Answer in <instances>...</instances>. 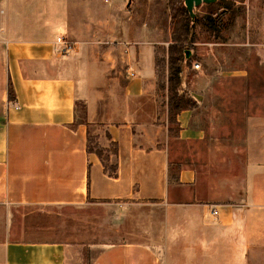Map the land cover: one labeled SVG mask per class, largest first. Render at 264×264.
I'll list each match as a JSON object with an SVG mask.
<instances>
[{
    "label": "crops",
    "instance_id": "obj_1",
    "mask_svg": "<svg viewBox=\"0 0 264 264\" xmlns=\"http://www.w3.org/2000/svg\"><path fill=\"white\" fill-rule=\"evenodd\" d=\"M32 14L22 0H0V264H264V151L254 173L226 179L211 221L195 172H171L152 45L84 42L61 55L60 35L42 34ZM189 113L176 115L178 138L194 135ZM91 126L116 153L87 150ZM20 206L35 207V230L29 217L13 233L9 212ZM59 214L62 228L51 226Z\"/></svg>",
    "mask_w": 264,
    "mask_h": 264
},
{
    "label": "rangeland",
    "instance_id": "obj_2",
    "mask_svg": "<svg viewBox=\"0 0 264 264\" xmlns=\"http://www.w3.org/2000/svg\"><path fill=\"white\" fill-rule=\"evenodd\" d=\"M22 2L29 19L33 9L35 15L38 12L36 20L42 23V34L50 38L60 35L75 44L76 50L67 54L77 52L84 42L95 49L111 46L116 52L129 45L135 49L152 45L158 114L167 110L165 126L170 137L167 147L171 172L183 166L192 169L201 198L212 201L210 208L224 202L226 179L238 182L240 176L254 173L250 163L264 151L257 141L264 138L260 135L264 130V0H226L227 5L222 8L204 3L194 8L198 16L210 14L215 18L223 38L197 24L196 41L184 49L189 56L182 72V85L195 105L189 109L187 124L194 135L183 139L178 138L179 123L169 122L167 47L175 20L171 18L167 0H132L128 7L127 0ZM55 23L62 27L56 32L50 30ZM120 69L127 75L125 65ZM77 109L79 120L83 121L82 102ZM102 132L101 128L91 126L88 145L106 158L104 151L113 150L114 145L102 147L99 140ZM29 217L34 224L26 227L35 230V207L20 206L9 212L13 233H18L22 219ZM42 218L39 217V225H49ZM57 219L58 223L51 226L62 228L64 216L59 214Z\"/></svg>",
    "mask_w": 264,
    "mask_h": 264
},
{
    "label": "trees",
    "instance_id": "obj_3",
    "mask_svg": "<svg viewBox=\"0 0 264 264\" xmlns=\"http://www.w3.org/2000/svg\"><path fill=\"white\" fill-rule=\"evenodd\" d=\"M168 9L170 11L171 18L175 20L172 33L171 43L167 47V57L169 65V75L167 79L168 83V113L169 122H175L176 115L182 110L191 109L195 105V102L191 98L189 92L182 85V61L183 51L187 46H191L196 41L195 26L197 24L203 25L207 31L213 33L217 38H223L221 31L216 23L215 18L210 15L195 16L192 18L187 11L183 0H167ZM209 6L224 7L227 5L226 0H216ZM234 17V16H232ZM9 99L12 98L11 88H9ZM85 121V114L83 115ZM171 132V130H169ZM113 149L114 153L117 152L116 144ZM87 150L93 151L87 144ZM96 152V151H95ZM99 156L100 152H96ZM111 175L115 174V168L112 167L110 171Z\"/></svg>",
    "mask_w": 264,
    "mask_h": 264
},
{
    "label": "built area",
    "instance_id": "obj_4",
    "mask_svg": "<svg viewBox=\"0 0 264 264\" xmlns=\"http://www.w3.org/2000/svg\"><path fill=\"white\" fill-rule=\"evenodd\" d=\"M54 46L55 50L58 54H67L70 52H74L76 50L75 44L70 42L69 40H66L62 36H57L54 40ZM198 67V65H196ZM127 75L128 76H133V71L130 68L126 69ZM209 218L211 221H215L218 219V209L217 208H212L210 213H209Z\"/></svg>",
    "mask_w": 264,
    "mask_h": 264
},
{
    "label": "water",
    "instance_id": "obj_5",
    "mask_svg": "<svg viewBox=\"0 0 264 264\" xmlns=\"http://www.w3.org/2000/svg\"><path fill=\"white\" fill-rule=\"evenodd\" d=\"M185 7L187 9V11L189 12L190 16L193 18L195 16L194 13V8L202 3L204 4H210L215 2L216 0H183ZM132 0H127V4L126 6L128 7L131 4ZM189 56V51L188 50H184L183 51V61H182V72L184 70V67L186 65V61L188 59Z\"/></svg>",
    "mask_w": 264,
    "mask_h": 264
}]
</instances>
